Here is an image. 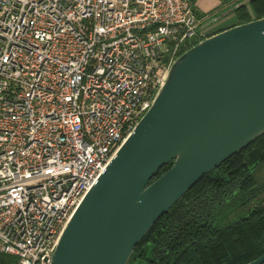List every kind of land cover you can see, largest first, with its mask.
<instances>
[{"label": "built area", "instance_id": "1", "mask_svg": "<svg viewBox=\"0 0 264 264\" xmlns=\"http://www.w3.org/2000/svg\"><path fill=\"white\" fill-rule=\"evenodd\" d=\"M194 3L0 0V251L17 264H50L174 59L204 37Z\"/></svg>", "mask_w": 264, "mask_h": 264}, {"label": "water", "instance_id": "2", "mask_svg": "<svg viewBox=\"0 0 264 264\" xmlns=\"http://www.w3.org/2000/svg\"><path fill=\"white\" fill-rule=\"evenodd\" d=\"M262 134L264 17L208 35L174 59L73 212L50 264H127L176 201ZM244 264H264V254Z\"/></svg>", "mask_w": 264, "mask_h": 264}, {"label": "trees", "instance_id": "3", "mask_svg": "<svg viewBox=\"0 0 264 264\" xmlns=\"http://www.w3.org/2000/svg\"><path fill=\"white\" fill-rule=\"evenodd\" d=\"M233 13L236 24L264 17V0H249ZM262 171L264 134L176 201L141 238L127 264L137 259L145 264H244L264 254ZM0 264H17V257L0 251Z\"/></svg>", "mask_w": 264, "mask_h": 264}, {"label": "crops", "instance_id": "4", "mask_svg": "<svg viewBox=\"0 0 264 264\" xmlns=\"http://www.w3.org/2000/svg\"><path fill=\"white\" fill-rule=\"evenodd\" d=\"M195 0L194 7L196 13L200 15V31L203 36L206 37L220 30L228 28L237 23L235 15L233 13L236 6L243 3L241 0ZM233 15V21L229 24H222L211 28V24L216 23L218 20ZM206 22L205 24H203Z\"/></svg>", "mask_w": 264, "mask_h": 264}, {"label": "rangeland", "instance_id": "5", "mask_svg": "<svg viewBox=\"0 0 264 264\" xmlns=\"http://www.w3.org/2000/svg\"><path fill=\"white\" fill-rule=\"evenodd\" d=\"M238 1H239L238 3L241 2V0H238ZM242 1H244L243 3L246 4V3H248L249 0H242ZM241 4H242V3H241ZM239 5H240V4H239ZM239 5H238V6H239ZM238 6H236V7H238ZM197 18H198V28H199V31H200V17H197ZM232 21H233V15H228V16H226V17H224V18L218 20L216 23L211 24V28H214V26H217V25L229 24V23H231ZM205 23H206V22H204L203 24H205ZM200 32L202 33V31H200ZM262 172H264V171H262ZM130 264H145V262L142 261V260L137 259V260H135V261H132Z\"/></svg>", "mask_w": 264, "mask_h": 264}]
</instances>
